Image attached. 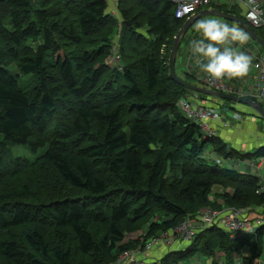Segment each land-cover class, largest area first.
<instances>
[{
    "label": "trees",
    "instance_id": "1",
    "mask_svg": "<svg viewBox=\"0 0 264 264\" xmlns=\"http://www.w3.org/2000/svg\"><path fill=\"white\" fill-rule=\"evenodd\" d=\"M117 1L112 15L107 0H0V264H110L190 220L187 249L154 264H255L264 224L232 239L200 223V208L259 209L264 193L258 177L209 165L207 146L215 158L245 156L176 106L192 93L166 76L160 49L185 22L175 18L181 0ZM212 7L244 21L241 8ZM206 97L196 94L216 108ZM17 145L46 152L11 159ZM246 157L264 158V147Z\"/></svg>",
    "mask_w": 264,
    "mask_h": 264
},
{
    "label": "built area",
    "instance_id": "2",
    "mask_svg": "<svg viewBox=\"0 0 264 264\" xmlns=\"http://www.w3.org/2000/svg\"><path fill=\"white\" fill-rule=\"evenodd\" d=\"M175 3H176V10H175L176 19L187 21L195 17L197 14H199L198 12L202 7L215 9L212 7V5L226 6L228 8L237 7L242 9V17L244 19V22L252 30L255 29L258 30L262 28L264 29V0H181V1H175ZM241 5H244L245 7H241ZM116 51H117L116 48H114L112 55L109 57L107 61L109 65H116L118 63L119 57ZM243 52L251 56V53L247 49L244 48ZM255 69L257 73L254 76L251 84H254V87L257 91V95L255 96V98L258 99L261 103H264V60L263 59L259 60V62L255 65ZM229 80L230 79L228 78L222 80L209 79L206 75L199 83L200 84L199 86L206 89H216L223 91L226 90L232 95L241 97L244 94V92H242L241 90L235 92L229 86L228 84ZM247 87L249 86L247 85ZM176 106L179 111L183 112L185 115H187L188 118H191L192 120H194L199 124L202 133L206 137L211 138L215 136V132L209 128L206 122L219 120L220 115H222L221 111L218 112L214 107H205L202 103L199 104L195 101L191 103H186L184 99H180ZM241 118L242 115H240V113L234 112L230 117V121L235 124L234 121H239ZM221 216L217 217L216 215L210 214L208 217H204V221L201 222L203 223L201 224L202 227L206 228L212 225L220 226L221 228L229 232L232 239H238L242 234H253L256 231V229L260 228V226L263 225V219H261V217H258L253 222L240 225V220L238 221L234 220L230 218L231 216H225V217H221ZM196 226L197 225H193L192 220L188 222H182L172 231L161 233L160 237L157 236L151 238V240H149L150 244L151 246L152 245L155 246L154 244L159 241V238H163L162 239L163 241H166V243L171 244L172 242H174V239L177 237L182 242H187L189 244L194 238L195 233L197 232L196 231L197 229H195L197 228ZM161 243L165 244L162 241L159 244ZM137 254H142V252L138 251L133 253L130 252L124 253L119 258H117V261L120 264H140L141 261L138 260L139 256L135 257V255ZM122 257H125L126 260L122 259Z\"/></svg>",
    "mask_w": 264,
    "mask_h": 264
},
{
    "label": "rangeland",
    "instance_id": "3",
    "mask_svg": "<svg viewBox=\"0 0 264 264\" xmlns=\"http://www.w3.org/2000/svg\"><path fill=\"white\" fill-rule=\"evenodd\" d=\"M107 2H108V0H107ZM117 2H118L117 0H109V2H108L109 13H111L112 15H115ZM109 3H110V5H109ZM111 3H113V4H111ZM234 8L229 9L228 7L226 8V6H225L224 9L231 10L232 12L237 13L238 11H236ZM208 9H211V8L202 7L199 10V12L204 11V10H208ZM175 10H176V8H175ZM233 15H236V14H233ZM210 18L221 20L219 17H216V16H205V17H202L201 19H210ZM189 20H192V19H189ZM198 21H196L189 28L187 33L185 34V36H184V38H183V40L181 42L182 50L177 53V59H176L177 61L175 63V74L177 75V77L179 79H181L182 81L188 83V84L196 85V86H199L200 84L199 83H195L194 82L195 80L190 79L189 77L186 76L187 74H183L182 73L183 71H185V66H184V68H182V62H183V65H184L185 61L187 60L186 57H184V56L182 57V52L184 50L183 48L188 43V40L191 39L190 37H192V35H200V33L197 32L196 29H195V25H196V23ZM230 26L238 27L234 23L230 24ZM174 39H175V37H174ZM171 40H172V38H171ZM247 43H249L250 46H248V48L245 47V49H247L251 53V56H250L252 58L251 65H253L252 68L254 69L255 65L259 62V60L256 58V53H257V50H260V49L254 43L249 42L248 40H247V42L245 44H247ZM170 45H171V43L169 44V46L168 45L165 46V44H163L161 46V49H160V57L163 59V63L165 64L166 69H168V56H169V52H170V48H171ZM181 46H180V48H181ZM182 58H184V61H182ZM106 64H107V66H110L107 62H106ZM7 69L10 71L11 74H19V72L17 71V68L13 64L9 65L7 67ZM166 76H169V74L166 73ZM21 81L23 82V85H24L25 89L28 90L30 88L31 84H32L31 76L30 75H23L22 78H21ZM191 93L192 94H189V95H191L192 97L196 98V94L197 93H193V92H191ZM189 95H186V98L185 97L183 98L186 103L193 102L194 98L189 97ZM206 98H207V100L209 102H212L214 104L216 103L215 106H216V110L218 112H220V111L222 112L223 111L221 105H219V104H222L221 100L216 99V98H210L209 96H207ZM208 101L205 100L206 103H208ZM235 110H237L238 112H242L243 110H251V109L246 107V106L237 105ZM254 114L257 117H259L258 114L255 111H254ZM243 117H244L245 121L249 119V117L247 115H245ZM240 121H242V118L239 121H234V122L236 124V123H238ZM216 122L219 123L222 128H231V127L234 126V123H232L229 118L228 119L227 118H223L222 115H220V120H217ZM261 122L264 125V120L261 119ZM211 123H215V120H213ZM2 139H3V137L0 134V141ZM233 139H234V142H230V145L236 151H239L241 149L240 148L241 145H243L245 148H249L252 145V142L246 143L245 141H242L241 138H233ZM248 141H250V140H248ZM45 152H46V148L39 149L36 152H31L30 150H28L27 147H24V146H18L17 145V146L10 147V157H11V159L20 158V159H25V160H27L29 162H34L35 160L41 158L44 155ZM253 153H254V150H251L250 154H253ZM202 156H203L204 160L209 165L218 166L221 169H227V170H233L234 169V168H232V166H228V163L231 162V160H223L222 158L221 159L220 158H215V155L210 150L209 146H207L205 148V150L203 151ZM245 158H246V156L243 157L242 159H235V161H233V162H237V160H244ZM255 160H253L251 162V164L249 165L250 168H254L257 171H259L260 173H262V169H264V167H262L261 170H259L258 168H259L260 165L263 164L264 158L255 159ZM247 173L249 174V173H252V172H250V170H249ZM260 184L262 185V190H263L262 192L264 193V183H261V181H260ZM213 191L214 192L209 197L210 200H216L218 198V193L221 192L219 187H214ZM216 191H220V192L216 193ZM199 212H200V217H201L200 218V223L202 222L204 217H208L211 214V215H216L217 217H219L221 215H223L221 217L231 216L230 218H232L234 220H237V221L240 220V225H244L246 223L255 221L258 217H261V216L264 217V204L259 209L250 208V207L249 208H245L244 207V208H239V209L232 208V207H227V208H223L221 211H219V210L212 211L209 208L203 207V208L199 209ZM219 214H221V215H219ZM236 218H238V219H236ZM192 221H193V225H198L195 220H192ZM141 232L142 231L136 232L137 235L135 236L137 238V240L140 239V241L142 240L141 238L143 237ZM158 237H160V235ZM162 239L163 238H159V241L154 244V245L158 244L157 246H155V249L159 248V250H162L163 248H165L166 250L164 252H162V253L161 252L160 253L156 252V253H153V255H150L151 260L155 261V263L158 262L159 260L163 259V257L165 255H167L168 253H170V252H180V251H182V250H184V249H186L188 247V244L185 243V242H182L178 237L175 238L174 242L171 243V244L174 243L172 246H170L171 244L166 243V241H163ZM161 241L164 242L166 245L162 244V243L159 244ZM152 246H151L150 241H149L147 245L145 244V248H144L143 253L135 255V257L136 256H140V257L148 256L149 252L151 251V247ZM261 246H262L261 247L262 251H261V254H260L259 258L254 261L255 264H264V234L261 237ZM122 259L126 260L125 257H122ZM214 260H216L217 262H221L222 261V255L220 253L217 254L215 256ZM211 262H212L211 258L195 255L194 257H191L190 260H186V261L181 262L179 264H211ZM110 264H120V263L116 259L114 262H112Z\"/></svg>",
    "mask_w": 264,
    "mask_h": 264
},
{
    "label": "crops",
    "instance_id": "4",
    "mask_svg": "<svg viewBox=\"0 0 264 264\" xmlns=\"http://www.w3.org/2000/svg\"><path fill=\"white\" fill-rule=\"evenodd\" d=\"M108 2H109V0H108ZM111 4H113V3H111ZM109 5H110V3H109ZM221 22L227 23L229 25L233 23V22L231 23L230 21L223 20V19H221ZM190 38L193 39V38H201V37H200V35H192V37H190ZM190 40H188V43L183 48L184 50L182 52V57L184 56L187 58L184 65L182 62V68H184V66H185V71H183L182 73L188 74L190 76V79L195 80L194 81L195 83H200L201 80L206 76V74L200 72L199 67L197 65V58L193 57L191 55L190 49L188 47ZM234 44L237 47L238 51H243V49L245 48V44L239 45L236 42H234ZM179 49L180 50H178V52H180L182 50V46ZM260 52L262 53L261 50H257L256 58L258 60H261V59L264 60V56H262ZM182 61H184V58H182ZM252 66L253 65H250L249 72L246 76L239 77V78H232L231 83H230V87L233 88L234 90H239V91L241 90L242 92H244V94L241 96L244 99L255 98V96L257 95V91L254 87V84H251L254 76L257 73L255 67L253 69ZM247 85L249 87H247ZM189 97L194 98L193 101H195L197 103H199V101H200V99L192 97L191 95H189ZM209 97L210 98H216L214 96H209ZM216 99H218V98H216ZM219 100H221V99H219ZM255 100L256 101H254V102L258 103V99H255ZM221 102H222V104H219V105H221L222 107L224 106L226 108V109H223V111L221 112L223 118H227V119L229 118L230 119L231 115L234 112H238L237 110H235L237 104L233 103V104H228L227 106H225V105H223L225 100H221ZM258 104H260V103H258ZM260 105L264 106V103H262ZM245 115H247L249 117V119L246 121L243 117ZM219 120H220V118H219ZM211 122L212 121H207L206 123L208 124L209 128L215 132V136L219 137L230 149H233V147H231V145H230V142H234L233 138H241V140L245 141L246 143L252 142V145L249 148H245L243 145H241L240 146L241 149L239 151L235 150L239 154L247 156L248 154L251 153V150H254V152H255L259 148L264 147V125L261 122V118L257 117L254 114L253 110H243L242 111V121L234 124V126L231 128H222L220 126V124L217 123L216 121H215V123H211ZM248 140H250V141H248ZM259 159H261V158H259ZM253 160H255V159L250 158V157H246L244 160H237V162H233L235 160H231V162L228 163V166H232V168H234V170H236L240 173H247L250 170V172H252V173H249V174H252L255 177H258L259 180L261 181V183H264V169H262V167H264V160H263V164L260 165L258 168L259 170L262 169V173H260L259 171H257L254 168H250L249 165L251 164V162ZM261 219H263V223H264V217L261 216ZM185 243H187V242H185ZM157 245H155V246H157ZM172 245H170V246H172ZM155 246H153L151 248V251L149 252L148 256H146V257H140L139 256L138 260L141 261L140 264H154L155 261L151 260L150 255H153V253H156V252L162 253L166 250L165 248H163L162 250H159V248L155 249ZM186 249H184V250H186Z\"/></svg>",
    "mask_w": 264,
    "mask_h": 264
},
{
    "label": "clouds",
    "instance_id": "5",
    "mask_svg": "<svg viewBox=\"0 0 264 264\" xmlns=\"http://www.w3.org/2000/svg\"><path fill=\"white\" fill-rule=\"evenodd\" d=\"M195 29L201 38L191 39L188 47L191 55L197 58L201 73L216 80L239 78L248 74L252 58L238 51L234 44L243 45L247 42L248 36L244 31L214 18L200 19Z\"/></svg>",
    "mask_w": 264,
    "mask_h": 264
},
{
    "label": "water",
    "instance_id": "6",
    "mask_svg": "<svg viewBox=\"0 0 264 264\" xmlns=\"http://www.w3.org/2000/svg\"><path fill=\"white\" fill-rule=\"evenodd\" d=\"M205 16H216V17H219L223 20L233 22L242 31H244L247 34L248 38H250L253 42H255L259 47H261L264 50V40H262L260 37H258L254 33V31L242 19L236 17L233 14L224 13V12H221L217 9L204 10V11L199 12V14H197L195 17L191 18L192 20L185 21L183 26L181 27V29L176 34L173 45L170 49L169 56H168V71H169L168 74H169V77L173 81H175L178 85H180L181 87H183L186 90H189L190 92L205 95V96L212 95V96L218 97L222 100L232 102V103L237 104V105L246 106V107L250 108L251 110L255 111L258 114V116L262 120H264V109L260 104L254 102L252 100L244 99L242 97H238V96H235L232 94L218 93V92H214V91L208 90V89L200 87V86L188 84V83L182 81L181 79H179L177 77V75L175 74L176 56H177L178 48L181 44L182 39L184 38V36L187 33V31L189 30V28L196 21H198L199 19H201L202 17H205ZM239 113H240V115H242V112H239Z\"/></svg>",
    "mask_w": 264,
    "mask_h": 264
},
{
    "label": "bare ground",
    "instance_id": "7",
    "mask_svg": "<svg viewBox=\"0 0 264 264\" xmlns=\"http://www.w3.org/2000/svg\"><path fill=\"white\" fill-rule=\"evenodd\" d=\"M225 86V85H224ZM226 87V86H225ZM208 90H211V91H214V92H218V93H223V94H230L228 91H223V90H216V89H208ZM209 96H212V95H209ZM215 97V96H214ZM218 98V97H216ZM220 99V98H218ZM222 100V99H221ZM226 101V100H225ZM258 103L262 104L259 100H258ZM4 236V235H3Z\"/></svg>",
    "mask_w": 264,
    "mask_h": 264
}]
</instances>
